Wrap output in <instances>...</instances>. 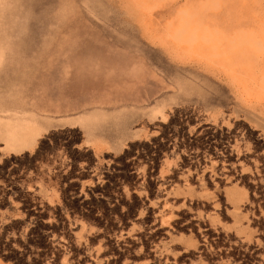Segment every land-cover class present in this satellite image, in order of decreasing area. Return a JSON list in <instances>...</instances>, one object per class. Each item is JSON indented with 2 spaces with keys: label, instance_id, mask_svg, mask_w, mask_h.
<instances>
[{
  "label": "rangeland",
  "instance_id": "374dc122",
  "mask_svg": "<svg viewBox=\"0 0 264 264\" xmlns=\"http://www.w3.org/2000/svg\"><path fill=\"white\" fill-rule=\"evenodd\" d=\"M0 264H264V0H0Z\"/></svg>",
  "mask_w": 264,
  "mask_h": 264
}]
</instances>
